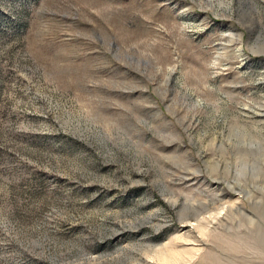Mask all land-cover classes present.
I'll use <instances>...</instances> for the list:
<instances>
[{"label": "rangeland", "instance_id": "374dc122", "mask_svg": "<svg viewBox=\"0 0 264 264\" xmlns=\"http://www.w3.org/2000/svg\"><path fill=\"white\" fill-rule=\"evenodd\" d=\"M0 264H264V0H0Z\"/></svg>", "mask_w": 264, "mask_h": 264}]
</instances>
